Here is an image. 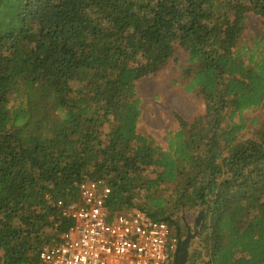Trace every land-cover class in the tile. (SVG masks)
Listing matches in <instances>:
<instances>
[{
  "label": "trees",
  "instance_id": "1",
  "mask_svg": "<svg viewBox=\"0 0 264 264\" xmlns=\"http://www.w3.org/2000/svg\"><path fill=\"white\" fill-rule=\"evenodd\" d=\"M250 12L263 29L248 43ZM179 48L205 112L177 116L165 149L138 129L136 84ZM256 109L264 0H0V264H39L73 225L58 202L98 180L112 214L179 236L201 214L190 264H264V122L243 116Z\"/></svg>",
  "mask_w": 264,
  "mask_h": 264
},
{
  "label": "built area",
  "instance_id": "2",
  "mask_svg": "<svg viewBox=\"0 0 264 264\" xmlns=\"http://www.w3.org/2000/svg\"><path fill=\"white\" fill-rule=\"evenodd\" d=\"M110 195L104 180L86 181L79 186L78 201L58 202L73 225L40 250L39 264H171L177 231L137 210L112 214Z\"/></svg>",
  "mask_w": 264,
  "mask_h": 264
},
{
  "label": "rangeland",
  "instance_id": "3",
  "mask_svg": "<svg viewBox=\"0 0 264 264\" xmlns=\"http://www.w3.org/2000/svg\"><path fill=\"white\" fill-rule=\"evenodd\" d=\"M247 29L244 40L250 43L258 37L263 29L262 19L250 12L247 14ZM188 65V55L179 48L169 64L155 76L141 79L136 84L138 97L141 100V117L138 129L154 138L156 143L167 149L168 133L178 128L177 116L192 120L205 112V104L196 92L187 93L184 90L183 68ZM244 118L251 124L250 131L260 129L264 122V110L256 109L243 112ZM198 212H191L184 216V226L180 238H186L187 227L191 234L197 233L196 219ZM176 231L175 226H172ZM195 239V238H194ZM193 239V240H194ZM191 241L190 254L196 250V244ZM201 264V260L195 264Z\"/></svg>",
  "mask_w": 264,
  "mask_h": 264
},
{
  "label": "water",
  "instance_id": "4",
  "mask_svg": "<svg viewBox=\"0 0 264 264\" xmlns=\"http://www.w3.org/2000/svg\"><path fill=\"white\" fill-rule=\"evenodd\" d=\"M202 221V215L200 214L196 219V227L199 226V224ZM197 233L194 235L191 234V230L188 228L187 236L184 240H181L182 245L179 247V249L175 252L176 259L174 264H187L189 260V254H190V246L191 241L196 238Z\"/></svg>",
  "mask_w": 264,
  "mask_h": 264
},
{
  "label": "flooded vegetation",
  "instance_id": "5",
  "mask_svg": "<svg viewBox=\"0 0 264 264\" xmlns=\"http://www.w3.org/2000/svg\"><path fill=\"white\" fill-rule=\"evenodd\" d=\"M188 231V230H187ZM186 235H187V233H186ZM181 238H180V236H179V242L177 243V246H176V251L179 249V247L182 245V243H181ZM189 258H190V254H189ZM175 259H176V254L174 255V257L172 258V260H171V264H174L175 263ZM187 264H190V262H189V260H188V263Z\"/></svg>",
  "mask_w": 264,
  "mask_h": 264
}]
</instances>
